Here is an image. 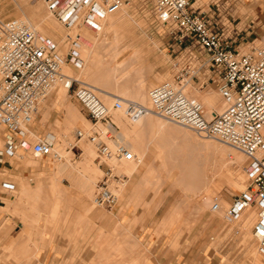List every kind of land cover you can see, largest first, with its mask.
I'll use <instances>...</instances> for the list:
<instances>
[{
	"label": "rangeland",
	"instance_id": "1",
	"mask_svg": "<svg viewBox=\"0 0 264 264\" xmlns=\"http://www.w3.org/2000/svg\"><path fill=\"white\" fill-rule=\"evenodd\" d=\"M126 1L129 4L121 11L107 15L109 18L118 19L120 33L123 34L117 38V49L111 48L110 41L105 42L110 39L104 36L100 41L105 46L97 41L101 46L98 49L96 44L97 50L93 57L102 58L97 67L99 71L96 67H93L94 72L93 68H88L89 71H86L90 74L88 73L84 83L148 107V91L154 85L171 80L172 65L180 51L173 44L168 29L156 21L152 0ZM211 2L225 4L226 10L223 14L234 20V26L240 32L242 40L239 39L237 45L245 48L242 52L264 49V0H199L195 7L200 6L206 11ZM34 7L37 8L31 14ZM37 14L39 17H48L45 20L47 24L52 21L65 33L71 31L59 24L42 0H0V39L4 33L3 23L16 19L26 24L25 16L35 17ZM28 19L34 27L39 21V18L34 21ZM82 28L84 27L78 23L72 30L73 33L69 32L72 36L65 34V39L62 36L44 37L56 42L60 54L65 56L69 48H72L73 42H77L74 35L81 34ZM36 31L39 35L43 34L37 28ZM107 43L109 46H106ZM116 51H121L120 58L116 60L118 65L111 61ZM82 62L77 59L76 65L67 64V67L72 69L68 74L70 77L76 78L83 67ZM104 64L106 68L115 66L107 70L109 67L103 69ZM119 64L121 67H118ZM117 70H123L122 73H126V76ZM139 84L142 86L138 89ZM60 89L62 88L58 87L52 91L38 106L32 130L42 138L47 137L46 135L61 138L58 144L62 145L61 149L64 151H61L65 155L61 161L55 162L68 163V171L71 172L67 171L69 174L51 178L56 173V164L41 155L22 153L5 159L7 166L0 167V180L13 185V189L0 188V264H264V257L253 235L254 226L258 221L256 208H246L244 214L241 213L235 221L225 218L224 211L247 190L249 184L244 171L247 160L243 156L221 142L217 144L212 139L201 138L178 125L166 123L160 131L154 124L160 119L155 116L146 117L152 120L147 121L144 118V121L137 124L131 123L121 111L112 109L114 100L101 95L99 97L104 105H107L112 121L116 122L118 118L120 120H117L119 124L115 123L120 134L127 128L132 129L131 132L134 127L135 132L140 128L139 136L134 135L137 133H130L131 139L127 142L135 147V156H142L145 167L140 168V175H129L118 165L116 167L113 163H108L114 168L115 174L126 176L127 182L126 185L113 184L115 191L121 189L118 193L119 195L121 192V196L115 192L118 200L114 207L97 208L93 205L94 193L96 184L103 177L105 166H97L94 161L95 150L86 139H76L75 132L80 128H73L65 137L61 124L56 125L64 116L59 106L53 108L52 105L54 96ZM66 93L63 102L65 107L73 109V114L76 112L75 117L80 118L79 123L87 122L88 125H85L88 126L89 132L91 125L86 113L74 97ZM185 94L201 102L208 119H211V111L218 113L223 110L219 107L222 100L214 85L200 88L193 83L186 88ZM211 97L219 101L210 105L208 100ZM54 121H57L56 124ZM152 124L154 127L150 126ZM262 134L264 135V130ZM2 141L0 127V150ZM88 149L94 153L91 152L87 166L92 170L97 169L94 170L96 178L92 182L91 198L87 201L93 206L91 217L82 211L83 201L78 197L82 186L80 177L85 167L83 159ZM38 160L41 165L36 167ZM207 170L212 182L208 179L210 182H207L206 188L201 183L205 182L206 178L201 175L204 173L210 177ZM193 171L197 175L193 174ZM146 173L151 175H148L151 179L148 176L145 179ZM187 173H190L189 177ZM216 173H219V183H216V179L213 182V175ZM238 174H241L240 178L244 180L245 187L241 189L231 181ZM181 175H186L187 178ZM56 182H60L64 193H51ZM22 183L30 190L37 191L39 187L40 191L20 200L18 192L22 189ZM205 188L211 192L204 191ZM214 204L219 205L217 213L211 211ZM56 205L57 211H53ZM253 216L254 221L250 226ZM19 234L21 237L17 238Z\"/></svg>",
	"mask_w": 264,
	"mask_h": 264
},
{
	"label": "built area",
	"instance_id": "2",
	"mask_svg": "<svg viewBox=\"0 0 264 264\" xmlns=\"http://www.w3.org/2000/svg\"><path fill=\"white\" fill-rule=\"evenodd\" d=\"M43 1L48 11L67 28L76 23L92 26L98 17L113 15L129 4L126 0ZM152 2L156 21L168 29L173 44L180 51L172 65L171 80L148 91L149 107L115 98L112 109L121 111L131 122L148 115L161 117L242 153L247 159L244 171L250 185L229 206L225 218L235 221L242 209L258 208L254 235L264 257V49L241 53L237 42L242 38L234 20L223 14L225 4L211 2L205 11L193 7L197 0ZM3 29L0 39L3 137L0 164L4 158H13L20 152L59 161L53 143L35 134L32 124L38 106L53 90L61 87L80 104L91 124L89 133L77 131L76 139H86L93 145L97 166H105L95 189L94 205L111 209L118 200L113 182L123 184L127 178L114 174L108 163L133 160L139 164L140 159L125 148L95 88L63 73L65 63L77 62L73 53L62 56L56 42L34 32L20 20L6 21ZM193 83L200 88L214 85L223 110L208 119L199 100L185 94ZM0 188L12 190L13 185L1 182ZM218 208V204L213 205V211Z\"/></svg>",
	"mask_w": 264,
	"mask_h": 264
},
{
	"label": "bare ground",
	"instance_id": "3",
	"mask_svg": "<svg viewBox=\"0 0 264 264\" xmlns=\"http://www.w3.org/2000/svg\"><path fill=\"white\" fill-rule=\"evenodd\" d=\"M43 1V0H42ZM44 2V1H43ZM45 3V2H44ZM51 15L53 16V14L51 13ZM50 16V15H49ZM45 16H40L39 17V21L35 24V27L31 24V22L29 21V19H28V17L27 16H25V19H24V22L26 23V25L29 27V28H31L34 32H36V33H38L37 31H36V28L37 29H39L42 33H43V35H45V36H49V37H52V38H58V37H63V39H65V34H66V36H70L72 33H73V29H75L76 27H77V25H78V23H76L75 25H73L72 27H70V28H67L66 26H64L63 25V23H61V22H59V24L60 25H63L65 28H66V30H68L69 31V29H71V31H72V33H69V32H71V31H69L68 33L66 32L65 33V31L64 30H60V29H58L55 25H54V23L51 21V23L49 24H47L46 22H45V20L48 18V17H46V18H44ZM51 17V16H50ZM96 22L94 23V25H92V26H88V27H86V26H83L84 28H86V29H84V28H82V30H81V34H75L74 35V37H75V39H77L76 41L77 42H79V43H81L82 45H80V44H78V43H76V46H74L73 44H72V48H69V51H68V53H73L74 54V59L75 58H78V60H80V61H83L82 63H83V67L80 69V73L76 76V78H74V79H76V80H78V81H81V82H83L84 83V80H87V78H88V76H89V72H87V71H89V69L88 68H97V67H99L98 65L101 63V60H102V58H100V56L98 57H93L94 56V53H95V51L97 50V48L99 49V47L101 46V44H97V41L98 42H101L102 43V41H100L101 39V37L102 36H104V37H106V39H110V40H107V41H105V42H108V41H110V44H111V48H113L114 50H116L117 49V47H118V41H117V38L119 37V36H123V34H121L120 33V26L118 25V23H117V21H118V19H116V18H112V17H108L107 15H105V16H101V17H98L96 20H95ZM88 29V30H87ZM110 31V33H108ZM93 33H95L94 34V36H93ZM39 34V33H38ZM41 35V34H40ZM43 35H41V36H43ZM72 36V35H71ZM44 37V36H43ZM73 37V38H74ZM47 38V37H46ZM72 38V39H73ZM74 39V40H75ZM104 39V38H103ZM105 40V39H104ZM103 40V41H104ZM104 42V43H105ZM96 44H97V48L95 47L96 46ZM103 44V43H102ZM104 45V44H103ZM105 46V45H104ZM106 46H109V43H107L106 44ZM102 49V48H101ZM240 49V51H241V53H247V52H242V50H244L245 48L244 47H240L239 48ZM107 51V50H106ZM67 53V54H68ZM106 53V52H105ZM104 53V54H105ZM121 54V51H116V53H115V55H113L112 57H111V61L113 62V64H114V62L116 63L115 65H118V63L116 62V60L118 59V58H120V55ZM66 56V55H65ZM102 56V55H101ZM106 57V56H105ZM109 60V59H108ZM104 62V61H103ZM110 62V61H109ZM71 64H73V66L74 65H76V60H72V62H71ZM111 64V63H110ZM113 64H111V65H113ZM105 65V68H103V69H107L108 67V69L107 70H111L110 69V67H114V66H108L107 68H106V64H104ZM126 65V64H125ZM68 65L65 63L64 65H63V73L64 74H67V76H69L68 74H70V71H72V69H70V67H67ZM88 66V67H87ZM129 66H131V65H129ZM102 67V66H101ZM118 67H121V64H119V66ZM68 68H69V71H68ZM94 68L92 69L93 70V72H94ZM95 68V69H96ZM127 68H128V65H127ZM90 69V71H91V73H92V70ZM102 69V70H103ZM113 69V68H112ZM119 69V68H118ZM87 70V71H86ZM97 70L99 71V69L97 68ZM115 70V69H114ZM103 71H105V70H103ZM118 72H121V74H123L122 73V71L120 70H117ZM117 71L116 72H114L115 74L117 73ZM126 71V70H125ZM97 72V71H96ZM106 72V71H105ZM110 72V71H109ZM109 72H107L108 74H109ZM111 72H113V70L111 71ZM89 73V74H88ZM126 74V73H125ZM125 74H123L124 76H126ZM120 75V74H119ZM93 76H94V74H93ZM111 76H112V74H111ZM121 76V75H120ZM70 77V76H69ZM94 78V77H93ZM122 78H124V77H122ZM121 78V79H122ZM117 80V79H116ZM120 81V80H119ZM142 81V80H141ZM142 83V82H141ZM144 83V82H143ZM142 83V84H143ZM86 84V83H85ZM140 85L141 84H139V86L137 87L138 89H139V87H140ZM158 85H160V84H158ZM121 86V85H120ZM142 86V85H141ZM154 86H156V85H154ZM153 86V87H154ZM144 87V86H143ZM142 87V88H143ZM152 87V88H153ZM61 88V87H60ZM93 88H95V87H93ZM135 88V87H134ZM195 89V88H194ZM61 91H59V92H56V94H55V96H54V100H53V103L54 104H52L53 105V108H57L58 106H59V108L62 110V112H64V116H63V119H62V121H58V124H56V122H55V124L58 126L59 124H61V130H62V132L64 133V135H65V137H67V133L69 132V131H71L73 128H75V127H78V128H80V130H78V131H81V132H84V131H88V129H87V122H85V124H87V125H85L82 121L79 123L78 122V120L80 119H78V117L76 116L75 117V113L73 114V112H72V110H70V108L69 107H65V104L63 103L65 100V92H67L65 89H60ZM54 91V90H53ZM95 91H96V94H97V96L99 97H101V95L102 96H104V97H107L108 99H110V100H114L115 98H117V99H121V100H124V101H128L127 99H124V98H122V97H120V96H118V95H116V94H113V93H108V92H106V91H102V90H99V89H97V88H95ZM123 91V90H122ZM121 91V92H122ZM127 91V90H126ZM139 91V90H138ZM120 92V91H119ZM142 92V91H141ZM145 92V91H144ZM123 93V92H122ZM138 93V92H137ZM67 94V93H66ZM140 94V93H139ZM137 95V94H136ZM142 96H143V94H142ZM99 97V99L101 100V98ZM127 97V96H126ZM139 97V96H138ZM142 98H144V97H142ZM139 100V99H138ZM198 100V99H197ZM206 100V99H205ZM145 101V100H144ZM219 101L218 99L216 100L215 98L213 99L212 97L211 98H209V100H208V103L210 104V105H212V104H214V103H217V102ZM101 102L103 103V101L101 100ZM200 102V101H199ZM207 102V101H206ZM147 103H148V107L150 106V103H149V100L147 101ZM201 103V102H200ZM105 103H103V105H104ZM216 105V104H215ZM105 106V105H104ZM203 106V105H202ZM107 109H108V107H107V105L105 106ZM217 107V106H216ZM219 107H221V108H223V102H220V106ZM40 108V107H39ZM221 108H219V110H221ZM109 110V109H108ZM117 112H119V111H117ZM214 112H217V111H211L210 113V115L212 116V114L214 113ZM221 112V111H220ZM220 112H218V113H220ZM57 113V112H56ZM117 115V114H116ZM149 116V115H148ZM148 116H145V117H143V118H141V119H139L138 121H136V122H131L130 120V122L131 123H134V124H137V123H139L140 121L142 122V121H144V120H142V119H147L146 117H148ZM150 116H155V115H150ZM116 117V116H115ZM158 118V119H160V120H154V122L152 121V123H154V124H156V127L157 128H160L159 130L161 131V128H163L164 126H165V124L166 123H169L167 120H165V119H163V118H161V117H158V116H155V118ZM75 118H77V119H75ZM148 119H151V118H148ZM148 119H147V121H148ZM120 121L119 120V118L118 119H116V122L119 124L120 122H118V121ZM152 120V119H151ZM160 121H163V122H165L164 124L163 123H160ZM115 122V120L113 121V123L115 124L116 123ZM116 123V124H117ZM84 124V125H83ZM140 124H142V123H140ZM139 124V125H140ZM154 124H152V125H150V126H152V127H154L153 125ZM170 124H172V123H170ZM54 125V124H53ZM91 125V124H90ZM56 126V127H57ZM86 126V127H85ZM116 126V125H115ZM118 126V125H117ZM116 126V127H117ZM135 126H138V125H135ZM99 127H102L101 125H99ZM139 127H141V126H139ZM152 127H151V129H152ZM155 127V128H156ZM181 127V126H180ZM58 128H60V127H58ZM118 128V127H117ZM135 128V127H134ZM133 128V130L134 131H132L131 132V130L132 129H125L124 130V133L123 134H120V132H119V134H120V139H121V141L123 142V144H124V146H125V148L127 149V150H129L132 154H136V151H135V147L133 148L132 146H130V144H128V142H127V140H130L131 138H130V135L134 132V133H137V135L136 134H134L136 137H138L139 135V129L138 128H136V129H138V131L137 132H135L136 130ZM184 128V127H183ZM91 129V128H90ZM164 129V128H163ZM84 130V131H83ZM189 130V129H188ZM264 130V129H263ZM90 131V130H89ZM118 131H119V128H118ZM130 131V132H129ZM190 131V130H189ZM60 132V131H59ZM77 132V131H76ZM75 132V133H76ZM192 132V131H191ZM87 133H89V132H87ZM86 133V134H87ZM131 133V134H130ZM192 133H194V132H192ZM141 134V133H140ZM194 134H196V135H198L199 137H201V138H203V136L202 135H199V134H197V133H194ZM47 137V139H49L52 143H53V145H54V151L58 154V156L60 157V159H59V161H61L63 158V155H65V154H63V149H61L62 147V145L60 146V144H58V141L61 139H59V136H56V138H54V137H52V136H49V135H46ZM64 137V136H63ZM133 139H134V137H133ZM206 139H212V138H206ZM213 141H214V143L216 142L217 144H218V142H220V141H218V140H216V139H212ZM63 141V140H62ZM81 141V140H80ZM133 141V140H132ZM131 141V142H132ZM159 141H161V140H159ZM65 143V142H64ZM89 143V142H88ZM90 144V143H89ZM165 144V143H164ZM65 145V144H64ZM91 145V144H90ZM223 145H225V144H223ZM93 148H94V146L93 145H91ZM65 147V146H64ZM136 147H137V145H136ZM226 147H229V146H227L226 145ZM232 151H235V153H237L238 155H241V156H243L244 158H245V156L242 154V153H240L239 151H237V150H235V149H233V148H231V147H229ZM137 149V148H136ZM140 149V148H139ZM61 150H63V151H61ZM86 150V149H85ZM94 150H95V148H94ZM89 151V152H88ZM88 151H86L87 152V154L85 155V157H84V159H83V161H85V162H83L84 163V168H83V171H82V175H81V177H80V182L82 183H80L82 186H81V191H80V195H79V192H78V197H80V199H81V201H83V204H82V206H81V208H82V211L84 212V214L85 215H87V216H90L91 217V213H92V209H93V206H91V205H89L88 204V200L91 198V186H92V182H93V180H95V171L94 170H97V169H94V170H92L91 168H89V166H87V162L89 163V159L91 158V154L92 153H94L93 151H90L89 149H88ZM141 151V150H140ZM92 152V153H91ZM95 153H96V151H95ZM19 154H22V153H19ZM29 154H32V153H29ZM135 154H134V156H135ZM139 155H140V152L138 153ZM32 155H36V154H32ZM137 155V154H136ZM142 155V154H141ZM36 156H40V155H36ZM142 156H140L139 157V159H140V163L139 164H136L135 162H133V160H130V161H124V162H122L123 164H120V163H113L116 167H117V165H118V167L121 169V170H123L124 171V173H128L129 175H140V168L141 167H143L144 166V163H142V158H141ZM96 158V157H95ZM246 159V158H245ZM50 160V159H49ZM247 160V159H246ZM39 161V160H38ZM94 161H95V159H94ZM29 163V162H28ZM36 163V162H35ZM35 163H33V164H35ZM52 163H55L56 165H54L55 167H56V173H54L53 171V175H52V177L51 178H54V177H56V176H60V175H64L65 173L67 174L68 172H71V171H68V169L70 170V166L68 165V163L66 164V163H59V164H57L58 162H52ZM134 163V164H133ZM25 164V163H24ZM27 164V163H26ZM32 164V165H33ZM112 164V163H111ZM41 165V162L39 161L38 163H36L35 164V166L36 167H39ZM120 165V166H119ZM34 166V167H35ZM145 167V166H144ZM153 167V166H152ZM164 167V166H163ZM113 168V167H112ZM118 168V169H119ZM146 168H147V166H146ZM203 168H205V166L203 167ZM151 169V168H150ZM164 169V168H163ZM178 169V168H177ZM176 169V170H177ZM207 168H205V170H206ZM210 169V168H209ZM146 170V169H145ZM148 170V169H147ZM153 170V169H152ZM180 170V169H179ZM204 170V171H205ZM218 170V169H217ZM68 171V172H67ZM113 171H114V168H113ZM212 171V170H211ZM96 172H99V171H96ZM210 172V171H209ZM219 172V171H218ZM51 173V172H50ZM49 173V174H50ZM148 173H150V172H148ZM152 173V172H151ZM184 174H185V170H184V172H183ZM191 173V172H190ZM190 173H187L186 175H188V174H190ZM193 174H195V175H197L196 173H195V171H193L192 172ZM201 173H203V172H201ZM204 173H206V171L204 172ZM200 174L201 176H203V178H206V179H204L205 180V182L204 181H201V183H203L205 186L207 185V182L210 180V178H211V175L208 173V170H207V174H209L210 175V177H207V175L206 174ZM210 173H212V172H210ZM65 174V175H66ZM69 174V173H68ZM99 174V173H98ZM114 174H115V172H114ZM213 174V173H212ZM39 175V174H38ZM97 175V174H96ZM117 175V174H116ZM149 174H147L146 173V176H145V179H147V176H148ZM186 175L183 177V175H181L183 178H185L186 177ZM208 175V176H209ZM51 176V175H50ZM118 176H123V175H118ZM150 177H151V175H149ZM148 176V177H149ZM214 176V179H213V182H215V179H216V183H219V178H217L218 176H219V173H216V175H213ZM240 176H241V174H238V175H236L234 178H232V182H233V184L234 185H236V186H238L240 189L241 188H244L245 186H244V180H242L241 178H240ZM149 177V178H150ZM178 177V176H177ZM187 177H189V175L187 176ZM186 177V178H187ZM190 177H191V175H190ZM194 177V176H193ZM216 177V178H215ZM144 178V177H143ZM183 178H181V179H183ZM192 178V177H191ZM194 178H196V176L194 177ZM193 178V179H194ZM202 178V179H203ZM213 178V177H212ZM55 179V178H54ZM151 179V178H150ZM155 179V178H154ZM209 179V180H208ZM79 180V179H78ZM184 180V179H183ZM191 179H189V181H190ZM195 180V179H194ZM200 180H201V177H200ZM146 182H147V180H145ZM149 181V180H148ZM177 181H178V178H177ZM182 181V180H181ZM180 181V182H181ZM211 182H212V180H210ZM209 181V182H210ZM218 181V182H217ZM79 182V181H78ZM145 182V183H146ZM150 182V181H149ZM152 182V181H151ZM192 182H194L193 180H192ZM191 182V183H192ZM200 182V181H199ZM208 182V183H209ZM99 183V182H98ZM97 183V184H98ZM114 183H117V182H113V184ZM119 183V182H118ZM148 183V182H147ZM146 183V184H147ZM97 184H96V186H97ZM126 185V183H123L122 185ZM143 184V183H142ZM141 184V185H142ZM152 184V183H151ZM193 184V183H192ZM203 184H202V187H204L203 186ZM26 184L25 183H22V189H19V198H20V200H22L23 198H25V197H28V196H30V195H36L35 193H37L38 194V192L40 191V189H39V187H38V189H37V191H35V190H30L27 186H25ZM153 185V184H152ZM188 185H189V183H188ZM209 185H211V184H209ZM250 185V182H249V184H248V186ZM80 186V185H79ZM208 186V185H207ZM207 186H206V188H207ZM247 186V187H248ZM201 187V188H202ZM206 188L205 189H203L204 191L206 190ZM96 189V188H95ZM119 189V188H118ZM33 191V192H32ZM35 191V192H34ZM119 191H121V189H119V190H117V191H115L116 193H117V195H118V193H119ZM207 191V190H206ZM64 193V188H62V186L60 185V182H56L54 185H53V188L51 189V193L53 194V195H58V194H61V193ZM207 192H211V190L210 191H207ZM33 193V194H32ZM209 193H208V195H209ZM205 194V193H204ZM207 194V193H206ZM38 196V195H37ZM118 196H121V192H120V194L118 195ZM207 196V195H206ZM213 197V196H212ZM33 199V198H32ZM206 199V198H205ZM208 199V198H207ZM34 200V199H33ZM93 202H94V199H93ZM94 205V204H93ZM218 207H219V205H218ZM246 208H250V209H252L253 207H246ZM246 208H244V209H242V211L240 212V214L241 213H243L245 210H246ZM256 208V207H255ZM100 209H103V208H100ZM229 209V208H228ZM228 209L227 210H225L224 212H225V215H226V213H227V211H228ZM218 210H219V208H218ZM218 210H216V211H213V206H212V208H211V211L212 212H216L217 213V211ZM256 210H257V217H258V214H259V210H258V208H256ZM53 211H57V205L54 207V209H53ZM215 213V214H216ZM18 214V213H17ZM20 214V213H19ZM176 214V213H175ZM244 214V213H243ZM177 215V214H176ZM26 221V220H25ZM246 221V220H245ZM253 221H254V216H253V218H252V221H251V223H250V226H252V224H253ZM24 222V221H23ZM243 223V222H242ZM255 227V226H254ZM255 230V229H254ZM20 235V234H19ZM29 235V234H28ZM253 235H254V232H253ZM19 237H21V235L20 236H18L17 238H19ZM254 237H255V235H254ZM15 241H16V239H14ZM18 241H19V239H17ZM12 242V241H11ZM14 242V241H13ZM12 244V243H11ZM259 251V250H258ZM256 257V256H255ZM131 264V263H130ZM132 264H135V263H133L132 262Z\"/></svg>",
	"mask_w": 264,
	"mask_h": 264
},
{
	"label": "crops",
	"instance_id": "4",
	"mask_svg": "<svg viewBox=\"0 0 264 264\" xmlns=\"http://www.w3.org/2000/svg\"><path fill=\"white\" fill-rule=\"evenodd\" d=\"M199 0H197V2H198ZM197 2L195 3V4H197ZM195 4H194V8H198V7H200V6H196L195 7ZM39 5V4H38ZM35 8H37V7H34L33 9H31V14L33 13V11H34V9ZM30 14V13H29ZM28 17V16H27ZM28 18H30L31 20H36V19H38L39 18V15L37 14V16H35V17H31V16H29ZM88 30V29H87ZM41 34V33H40ZM41 35H43V34H41ZM43 36H45V35H43ZM5 159H7V158H4L3 160H2V163L0 164V167L1 166H4V168L7 166L6 165V160ZM45 163H46V161H44ZM3 168V169H4ZM0 184H1V180H0ZM89 224V226L91 225V221L88 223ZM161 261V260H160Z\"/></svg>",
	"mask_w": 264,
	"mask_h": 264
}]
</instances>
